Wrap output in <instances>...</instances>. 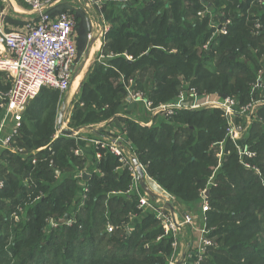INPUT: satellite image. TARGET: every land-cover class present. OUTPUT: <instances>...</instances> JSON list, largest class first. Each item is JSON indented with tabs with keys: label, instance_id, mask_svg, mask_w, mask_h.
<instances>
[{
	"label": "trees",
	"instance_id": "obj_1",
	"mask_svg": "<svg viewBox=\"0 0 264 264\" xmlns=\"http://www.w3.org/2000/svg\"><path fill=\"white\" fill-rule=\"evenodd\" d=\"M251 1L146 0L119 8L120 16L112 21L102 45L105 58L101 62L97 58L72 101L71 127L121 121L126 144L130 141L146 174L186 207L197 205L201 190L213 178L208 226L215 229L217 246L203 264H264V108L247 135L249 147L258 153L255 163L262 172L256 174L239 163L220 110H178L170 117H155L146 127L130 112L118 117L124 105L141 104L128 101L119 80L134 79L137 90L155 106L175 101L181 82L201 94L235 97L240 105L260 98L264 10ZM210 3L227 5V35L213 37L209 16L198 18L201 6ZM52 11L75 14L82 61L90 45L87 15L71 0H63ZM225 17L218 14L221 22ZM6 23L23 25L12 16ZM0 77L5 78L1 73ZM59 95L58 90L42 89L23 115L13 144L16 152L0 151V178L5 182L0 190V264H167L173 254L172 237H162L164 230L153 212L138 210V195H125L133 176L119 169L118 158L104 153L97 173L95 167H87L84 156L75 155L80 150L75 137L62 134L54 139ZM94 136L111 134L101 129ZM220 143L230 151L221 161ZM85 171L90 172L84 180L90 190L83 200L79 184L83 178L77 174ZM52 218L76 222L48 231ZM107 222L115 226L114 233L106 232Z\"/></svg>",
	"mask_w": 264,
	"mask_h": 264
},
{
	"label": "built area",
	"instance_id": "obj_2",
	"mask_svg": "<svg viewBox=\"0 0 264 264\" xmlns=\"http://www.w3.org/2000/svg\"><path fill=\"white\" fill-rule=\"evenodd\" d=\"M11 1V0H10ZM28 12L16 11L13 8V13L10 15L4 9V0H0V73L4 75V79L0 77V151L16 152L13 148L15 138L19 135L22 128V118L26 112L30 102L35 99L42 89H54L58 90L62 94L67 93L71 88V83L76 74V66L78 63V50H77V21L76 16L72 12L66 11L65 13H54L52 10L56 5L63 0H23ZM77 2L82 6L80 9L88 17L90 30L88 31V40L90 45L88 50L94 46L96 42L102 41L106 38L107 33L111 28V23L106 20V15L102 13L103 8L107 6H118V8H124L131 6L137 1L146 0H71V2ZM73 2V3H74ZM75 4V3H74ZM251 4L257 8L264 7V0H252ZM225 6L222 7V17H225ZM198 12L199 19H205L209 16L210 25H228L230 19H225L221 22V18L213 13H205L202 10ZM12 16L17 21H22L21 26H8L6 23V17ZM19 16V17H18ZM24 16H31L29 19ZM257 29H260V25H256ZM222 27H220L221 29ZM214 31V30H213ZM217 32L220 33L219 30ZM225 34V33H224ZM219 36L216 32H213V37ZM208 46H205L207 48ZM90 52V51H89ZM129 61H133L132 56L126 55ZM105 58V53L99 54L97 61L101 62ZM122 85L127 91V98L130 103H143L149 113L154 117L161 113H164L165 117H170L176 114L178 110L194 111L200 108L199 104H207L210 107L219 109L223 117L228 121V127L226 130V136L232 140L235 146V142L239 146L236 151L239 154L241 163L245 166L246 171L261 174L259 168L256 166H247L245 159H250L258 156L255 150L249 147L247 140H243V137H239L238 133L248 135L249 129L239 122L240 125H235L232 121L236 122V119L244 120L247 112L244 107H241L240 102L234 97L226 99H212L209 101H200L199 103L194 100L193 95L190 100L184 99L183 96L176 98L172 103H162L155 106L153 102L145 97L143 91L137 90L134 79L130 78L126 80L121 76ZM6 87V89L4 88ZM204 102V103H203ZM253 102V103H252ZM261 104L264 102V98H257L249 103L250 105ZM212 105V106H211ZM211 109V108H210ZM69 111V107L67 113ZM173 114V115H172ZM163 116V115H162ZM249 121V119H248ZM233 123V124H232ZM237 123V122H236ZM144 126H150L148 123H141ZM242 124V126H241ZM249 124V122H248ZM92 129V128H91ZM93 130V129H92ZM98 131V130H97ZM96 131V132H97ZM78 132H76L77 134ZM61 131L58 129L54 139H57L61 135ZM75 134V135H76ZM125 135L119 134L116 137L105 136L104 138H95L92 142L96 146L95 158L97 164L103 159V154L109 152L114 157L118 158L120 163L119 169H127L133 176V182L128 190V193H135L139 196L140 206L139 210H149L154 212L157 221L162 222V226L166 228L165 234L162 237H166L170 230L180 231V227H187L189 230L194 229L199 231L198 237H195L194 246L192 251V257L188 258L186 255H179V253L173 250V254L167 264H203L208 258L211 250L216 248V245L212 242L214 237H210L211 229L208 227V212L209 200L207 198L208 191L203 190L201 193V209L202 217L197 220L195 216L188 211H180L179 208L185 205L179 203L176 204L175 199L169 193V197L164 195L158 196L156 199H152L149 193L144 192L140 188L137 175V167L135 161H138L135 154L130 149L128 143L126 144ZM222 145L219 144V152L217 153L220 161L223 159ZM46 148H40L34 151L40 152ZM75 155L81 156L80 150H75ZM37 158H33V163H37ZM139 162V161H138ZM54 161H51L53 165ZM140 167L145 168L139 163ZM95 172L100 173L96 168ZM146 173V172H145ZM58 174V173H57ZM85 175L90 176V172L85 171L77 174V177L85 178ZM147 175V174H146ZM148 176V175H147ZM149 177V176H148ZM150 178V177H149ZM88 180V179H86ZM153 180V179H152ZM81 181V180H80ZM5 187V182L0 178V190ZM83 188L84 198L87 199L89 192V186L85 183L81 184ZM172 196V197H171ZM168 205L172 206V210ZM145 208V209H144ZM18 212H22L18 209ZM186 212L184 215H182ZM189 215H188V214ZM17 212L14 213V218L17 217ZM181 221V224H180ZM75 219H67L65 221L66 226L71 227L75 223ZM59 225L56 222L50 224L51 227ZM199 225L198 228L194 227ZM106 230L109 233L115 232V226L110 222L107 225ZM113 231V232H110ZM158 238V241L162 239ZM212 238V239H211ZM176 246V243L173 244Z\"/></svg>",
	"mask_w": 264,
	"mask_h": 264
},
{
	"label": "rangeland",
	"instance_id": "obj_3",
	"mask_svg": "<svg viewBox=\"0 0 264 264\" xmlns=\"http://www.w3.org/2000/svg\"><path fill=\"white\" fill-rule=\"evenodd\" d=\"M5 1V3L3 4V6H6V7H9L10 6V8H11V4H12V2L13 1H10V0H4ZM74 2V1H73ZM71 2V4L74 6V7H76V8H82V6L81 5H79L77 2ZM224 2H225V0H224ZM225 3H227V1L225 2ZM224 3V5H222V6H220V7H217L215 4H213V3H210V5H202L201 6V8H202V11L203 12H205V13H213V14H215V16H217L218 14H220V13H222L223 12V10H222V7H224V6H227L226 4ZM15 4H17V6H19L22 10H24L23 12H28L29 11V9L27 8V6L25 5V3H24V1L23 0H15ZM118 5V4H117ZM108 6V7H105V8H103V10H102V13H104L105 15H106V20L107 21H109L110 23H112V21L114 20V19H116V18H118L119 16H120V13H119V8H118V6ZM259 10H264V7H261V8H258ZM198 12H201V11H198ZM198 12H197V14H198ZM226 15V14H225ZM29 17H31V16H29ZM29 17L28 16H25L24 18H26V19H29ZM225 19H227L226 17H225ZM230 24H228V25H210V27L209 28H211L212 30H214V32H216V34H218V35H227L228 34V26H229ZM256 25H259V24H256ZM220 27H222L221 29H220ZM217 30H219L220 31V33L221 34H219V32H217ZM225 33V34H224ZM92 49V48H91ZM98 50H96V51H94V53L92 54V52H91V50H89L88 51V53L86 54V56H85V58L82 60V61H78V63H77V66H76V74H78V76L79 75H82L81 76V79H80V81H79V83L76 85V86H74L73 87V84H74V81H75V79L78 77H75L74 76V79H73V81H72V83H71V88H70V90L69 91H67V93H65V94H62L61 92H60V95L58 96V100H57V105L59 106L58 107V110H57V113L59 114V111L62 109V107H63V102H66V104L68 105V106H70V110L68 111V112H70V114L68 115V113H66L65 114V117H64V119H63V128L64 129H72V130H79L78 131V133L79 134H81L82 136H89V135H92V131H91V128L93 129V128H96V127H102V126H104V124H105V122L103 123V124H101L100 126H97V125H99V124H92V125H86V127H83V128H73V127H71V123H70V121H71V116H72V113H73V110H74V105L72 104V101H73V99H76L77 97H78V95H79V93H80V91H81V85H82V83L84 82V80H85V78H86V76L88 75V72L91 70V68L94 66V64L97 62V58H98V56H99V54L102 52V41H100V44H99V47L97 48ZM75 74V75H76ZM260 76L262 75V73H260L259 74ZM119 81H121V79L119 80ZM260 81V84H259V86H260V88H263L264 89V84H263V82L261 81V80H259ZM181 83H183L182 84V86L180 87V95H179V97H181V96H183V98L184 99H188V100H190L191 99V97L193 96V95H190V94H196L195 96H194V100L195 101H197L198 103L200 102V101H204V102H206V101H209V100H212V99H222L219 95H214V94H208L207 92H204V93H199L198 92V90H197V88L196 87H194V88H190L189 87V84L188 83H186V82H181ZM5 89H6V87H4ZM73 91V92H72ZM71 93H73L74 94V96H73V98H72V96H71ZM227 98H229V97H227ZM235 98V97H234ZM260 98H264V92L263 93H261V96H260ZM226 99V98H225ZM239 101V100H238ZM203 102V103H204ZM253 103V102H252ZM251 103H248L247 105H242L241 104V107H244L245 109H246V113H245V115L244 116H246V118H248L249 119V121H248V119H244L243 120V124L245 125V126H247L248 127V129H250V127L252 126V124H254V121L257 119V114H258V112L261 110V109H263L264 108V102L263 103H261V104H257L256 102L254 103V104H252V105H250ZM200 105V108H197V109H195V110H198V109H208V110H212V109H215V108H213V107H210V106H208L207 104H199ZM212 106V105H211ZM211 108V109H210ZM217 110H219V109H217ZM142 110H140V111H138V112H136V115H138V120L139 121H141L142 119V117H145L144 115H141L140 116V114H142V112H141ZM148 114V113H147ZM150 114V113H149ZM165 115L164 113H161V114H159L158 116H160V118L161 117H163V116ZM173 115V114H172ZM67 116V117H66ZM148 116V115H147ZM158 116H156V118L158 117ZM124 117H125V114H124ZM150 117H153L152 116V114H151V116ZM155 118V117H154ZM57 119H58V115H57V118H56V121H55V123L57 122ZM135 121H137L136 119H134ZM139 121H137V122H139ZM235 125H240V124H238L240 121H239V119H236V122L235 121H232ZM248 122H249V124H248ZM140 123V122H139ZM232 123V124H233ZM153 125V123L150 125V126H146V127H151ZM56 126H57V123H56ZM144 126V125H143ZM241 126H242V124H241ZM93 130H95V129H93ZM96 131V130H95ZM118 131H114V134H116V135H119L120 133L118 132ZM57 133V131L55 132V134ZM238 133V136L239 137H243V140H247L248 139V137L249 136H247L246 134L245 135H243V134H241V133H239V132H237ZM54 134V137L56 136ZM126 137V136H125ZM126 139V138H125ZM128 140V139H127ZM237 142L238 141H236L235 142V146H239L238 144H237ZM129 143H130V141H129ZM234 144V143H233ZM48 147H49V145H47ZM234 146V149H235V151H236V149H237V147H235ZM13 148H15V146L13 145ZM45 148V147H44ZM131 149V148H130ZM34 154V153H33ZM222 154L224 155V157L225 156H228V155H230V151H225V145H224V143H223V145H222ZM104 155V154H103ZM247 162V166H250V165H254V166H256L257 168H259L258 166H257V164L255 163L256 162V160H257V156L256 157H253V158H250V159H245ZM239 163L243 166V168L246 170V168H245V166L241 163V160H240V157H239ZM216 171V170H215ZM259 171H260V168H259ZM262 172V171H261ZM214 177V176H213ZM27 181H25V184L26 185H30V181H28V179H26ZM214 184H213V178H211L210 180H209V184L208 185H206V187L204 188V189H202L201 191L203 192V190H207L208 192V196H207V198H209L210 197V188H211V186H213ZM159 186V185H158ZM159 187H161V186H159ZM4 189V188H3ZM125 193V195L126 196H129V193H128V190L127 191H125L124 192ZM171 195V194H170ZM172 197V196H171ZM173 199H175V202H176V204L177 205H179V203H181V202H178L177 201V199L176 198H173ZM201 201H202V199H201V196H200V200H199V202L197 203V205H194V206H192V207H188L187 206V208H184V207H181L180 206V208H179V210L180 211H188L190 214H192L193 216H195V218L197 219V220H199V218H201L202 217V207H201ZM140 200H139V204H138V210H139V206H140ZM209 203V202H208ZM182 204V203H181ZM184 205V204H183ZM209 205H210V203H209ZM201 207V208H200ZM21 208V207H20ZM211 207H209V209H210ZM145 209V208H144ZM211 210L212 209H210L209 210V212H208V215H207V217H208V222H209V213L211 212ZM140 211H142L141 209H140ZM142 212H151V211H149V210H146V211H142ZM154 213V212H153ZM186 212H184L182 215H184ZM155 214V213H154ZM188 214V213H187ZM189 215V214H188ZM67 219H63V218H61L60 220H56L55 218H52V219H48V231H50V229H54V228H57L58 226H60V225H64L65 224V221H66ZM157 220V219H156ZM56 222V223H58L59 225L56 227V225H53L54 227H51L50 226V224L52 223V222ZM158 222V224H159V228H163V230H164V234L166 233L165 232V230H166V228H164L163 226H162V222L160 223L159 221H157ZM108 223L109 222H107V225H108ZM180 224H181V221H180ZM208 225H209V223H207ZM107 225H106V228H107ZM198 226L199 225H196V226H194V227H196V228H198ZM187 227H191V226H185V227H180L182 230H180V231H174V230H170L169 231V234H167V236L166 237H172V242H171V246H172V248H173V250H175V251H177L178 253H179V255H181V256H183V255H186L188 258H191L192 257V251H194V249H195V246H194V241H195V237H198V234H197V232L199 233V231H195L194 229H188ZM200 227V226H199ZM209 227V226H208ZM201 228V227H200ZM210 229H211V233H210V237L212 236V234H213V232H214V228L213 227H209ZM125 229H126V231L127 232H129V233H131V229H129L128 227H125ZM106 232H108V231H106ZM110 232H113V231H110ZM109 233V232H108ZM114 233V232H113ZM111 234V233H110ZM163 234V235H164ZM212 239V238H211ZM212 242L214 243V245H216V242H215V239L213 240L212 239ZM174 243H176V246H173V244ZM196 245V244H195ZM217 246V245H216ZM174 252V251H173Z\"/></svg>",
	"mask_w": 264,
	"mask_h": 264
},
{
	"label": "crops",
	"instance_id": "obj_4",
	"mask_svg": "<svg viewBox=\"0 0 264 264\" xmlns=\"http://www.w3.org/2000/svg\"><path fill=\"white\" fill-rule=\"evenodd\" d=\"M11 1H13L12 4H11L12 5L11 8H10V6L9 7L4 6V9L7 11V13H9L11 15L14 12L13 11V8L16 11H18V12L19 11H21V12L24 11L19 6H17V4H15V0H11ZM71 96L73 98L74 94L71 93ZM69 110H70V106H69ZM140 110H142L141 111L142 114H140V116L141 115H144L145 116V119H143V117L141 118L142 119L141 120V123H146V124L148 123L149 125H151L153 123V121H154V116L152 115L153 117H150L151 116V113L149 114V112L147 111V109H146V107H145V105L143 103H141L139 106H135L134 104H129V105L126 104V105H124L122 107V109L120 110V113L118 114V117L124 116L125 112H130L132 114L133 118L134 119H137L138 118V115H136V112H138ZM69 114H70V112H68V115ZM100 125H97V126H100ZM93 129H95L96 131L97 130L99 131L101 129L102 130H106L108 133L111 134V136L114 133V131L120 132V135L121 136L124 134L123 133V131H124L123 130V125H122L121 121H118L117 119H111V120L109 119L108 120V123H105L104 126H102L100 128L99 127H96V128H93ZM95 130H92L91 129L92 135H89V136H86V135L85 136H82L81 134H79L80 132L77 133L76 135H72V136L75 137L76 140L78 141V143H79V149H80V151L82 153V156H84V158L87 159V162H86L87 167H95V169H96L97 166H98L97 161H96V158H95L96 146L92 142V140L96 138L94 136V132H96ZM84 180L86 181V179L83 178V180H81L79 182L80 186H81V184L85 183Z\"/></svg>",
	"mask_w": 264,
	"mask_h": 264
},
{
	"label": "water",
	"instance_id": "obj_5",
	"mask_svg": "<svg viewBox=\"0 0 264 264\" xmlns=\"http://www.w3.org/2000/svg\"><path fill=\"white\" fill-rule=\"evenodd\" d=\"M90 30V25L88 23V31ZM78 74L75 75V77H77ZM63 107L60 110L59 114H58V119H57V123H58V129L61 131V133L65 136H72L75 135L76 132H78L79 130H72V129H64L63 128V119L65 117V114L67 113L68 110V105L66 104V102H63ZM135 165L137 167V175H138V181L140 184V188L141 190H143L146 193H149L150 196L152 197V199H156L158 196L164 195L165 197H169L168 192L164 191L162 189V187H159L158 184L152 180L151 178H149L145 171L143 170V168L140 167L139 162L135 161ZM85 178L88 179L89 176L85 175ZM170 207V209L172 210V206L168 205Z\"/></svg>",
	"mask_w": 264,
	"mask_h": 264
},
{
	"label": "bare ground",
	"instance_id": "obj_6",
	"mask_svg": "<svg viewBox=\"0 0 264 264\" xmlns=\"http://www.w3.org/2000/svg\"><path fill=\"white\" fill-rule=\"evenodd\" d=\"M99 44H100L99 42H96V43L94 44V46H93L92 49H91L92 54L94 53V51L98 50L97 48L99 47ZM81 76H82V75H79V76L75 79L74 84H73V87L76 86V85L79 83V81H80V79H81Z\"/></svg>",
	"mask_w": 264,
	"mask_h": 264
}]
</instances>
